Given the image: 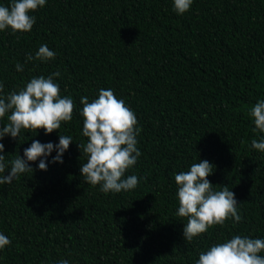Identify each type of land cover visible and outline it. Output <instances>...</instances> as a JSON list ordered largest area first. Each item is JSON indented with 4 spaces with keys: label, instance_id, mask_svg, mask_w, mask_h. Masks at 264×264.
Listing matches in <instances>:
<instances>
[{
    "label": "trees",
    "instance_id": "16d2710c",
    "mask_svg": "<svg viewBox=\"0 0 264 264\" xmlns=\"http://www.w3.org/2000/svg\"><path fill=\"white\" fill-rule=\"evenodd\" d=\"M30 14V32L0 31V95L59 71L53 79L76 109L50 134L6 135L3 175L34 139L73 142L63 163L52 162L54 150L47 170L30 161L33 172L0 185V233L11 241L0 264H195L233 235L264 239V152L251 147L264 133L253 131L249 115L264 100V0H193L183 14L173 0H46ZM42 44L55 59L27 60ZM100 89H112L138 121L141 155L125 177L139 183L129 191L106 194L80 174L87 162L78 148L87 143L80 98L91 102ZM199 160L214 165L215 190L235 193L241 220L230 217L188 242L174 176Z\"/></svg>",
    "mask_w": 264,
    "mask_h": 264
},
{
    "label": "clouds",
    "instance_id": "9594fccd",
    "mask_svg": "<svg viewBox=\"0 0 264 264\" xmlns=\"http://www.w3.org/2000/svg\"><path fill=\"white\" fill-rule=\"evenodd\" d=\"M193 0H173L177 14L187 12ZM46 0H11L10 6L0 5V31L10 28L15 32H30L35 23V16L30 13L43 7ZM56 53L46 44L40 45L35 56L28 55L27 60L48 61L55 59ZM17 71L23 66L16 64ZM60 76L56 71L45 77H32L23 88L12 90L6 96L0 95V120L7 116V123L0 127V185L19 179L26 172H33L30 161H37L40 170H47L45 157L54 150L52 162L63 163L62 155L73 142L71 136L59 135L58 143H41L33 140L23 150V157L17 155L11 160L7 175H3L8 165L4 162V137L18 139L21 130L37 132L43 129L50 134L60 129L62 123L73 118L76 104L70 96H61V89L53 77ZM4 84L0 82V93ZM83 118L82 135L86 144H78L87 157L81 165L80 174L85 182L92 186L100 185L104 193H120L135 189L139 183L136 175L125 177L141 155L137 148L140 129L134 111L118 99L112 89H100L98 98L89 102L87 96L80 98ZM253 118V131L264 133V100L257 101L249 110ZM251 147L264 152V137L253 139ZM214 165L208 160L193 163L189 170L175 174L178 200L177 215L187 218L183 227V237L191 242L194 237L208 231L215 225L223 226L230 217L236 222L241 220L238 214L235 193L227 187L215 190L208 176L213 173ZM11 243L0 233V249ZM264 239L233 235L231 239L215 243L207 251H201L195 264H264ZM57 264H69L68 260H59Z\"/></svg>",
    "mask_w": 264,
    "mask_h": 264
}]
</instances>
